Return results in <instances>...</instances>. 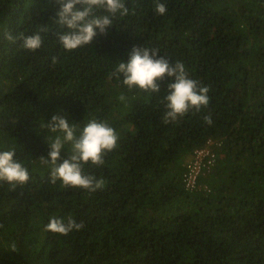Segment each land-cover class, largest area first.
Returning <instances> with one entry per match:
<instances>
[{
	"label": "trees",
	"instance_id": "1",
	"mask_svg": "<svg viewBox=\"0 0 264 264\" xmlns=\"http://www.w3.org/2000/svg\"><path fill=\"white\" fill-rule=\"evenodd\" d=\"M163 2L158 16L153 0H127L128 16L67 52L54 0H0V151L14 148L30 176L0 181V264H264V0ZM5 32H40L42 47L26 51ZM133 47L183 62L210 88L209 105L165 124L167 81L149 95L113 76ZM53 116L106 120L119 133L104 166L85 167L103 190L49 182L41 158ZM208 141L217 159L187 191L185 164ZM51 216L85 228L48 232Z\"/></svg>",
	"mask_w": 264,
	"mask_h": 264
},
{
	"label": "clouds",
	"instance_id": "2",
	"mask_svg": "<svg viewBox=\"0 0 264 264\" xmlns=\"http://www.w3.org/2000/svg\"><path fill=\"white\" fill-rule=\"evenodd\" d=\"M59 5L56 13V25L67 31L57 33L58 43L67 52L76 51L90 45L99 34H105L113 20L129 15L127 0H54ZM80 6L79 8L77 6ZM153 11L158 16L167 13L163 0H153ZM103 12L104 14H98ZM46 31V29H41ZM2 38L10 43L22 40L21 47L35 52L42 47L43 38L40 32L32 36L13 38L5 32ZM53 57V63H55ZM113 76L129 90L139 89L151 94L161 92V84L167 81V94L163 97L166 111L163 115L165 124L175 123L191 110L200 112L210 103V88L201 85L199 80L190 77L185 64L181 61L169 62V58L160 56L156 49L133 47L127 63H119ZM118 102H126L123 94L117 97ZM206 124L212 123L211 115L203 117ZM51 135L48 137V158H41V163L49 166V182L55 185L60 182L63 187L80 189L88 193L103 190L105 181L85 170L89 167H103L105 156L119 146V133L106 120L91 118L83 126L69 125L66 119L53 116L45 125ZM67 150V158H61V151ZM15 149L0 151V181L13 186L24 185L29 179L28 168L14 159ZM84 222L74 218L49 217L45 230L54 234L68 235L72 231H81Z\"/></svg>",
	"mask_w": 264,
	"mask_h": 264
},
{
	"label": "built area",
	"instance_id": "3",
	"mask_svg": "<svg viewBox=\"0 0 264 264\" xmlns=\"http://www.w3.org/2000/svg\"><path fill=\"white\" fill-rule=\"evenodd\" d=\"M212 145L213 144L208 141L205 146L195 150L189 161L186 162L182 179L185 190H195L199 186V177L203 175L205 171H209L210 167L214 166L217 159L214 148L218 146Z\"/></svg>",
	"mask_w": 264,
	"mask_h": 264
},
{
	"label": "rangeland",
	"instance_id": "4",
	"mask_svg": "<svg viewBox=\"0 0 264 264\" xmlns=\"http://www.w3.org/2000/svg\"><path fill=\"white\" fill-rule=\"evenodd\" d=\"M189 161V160H188Z\"/></svg>",
	"mask_w": 264,
	"mask_h": 264
}]
</instances>
